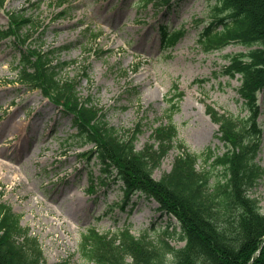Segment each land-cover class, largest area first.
Wrapping results in <instances>:
<instances>
[{
    "label": "rangeland",
    "instance_id": "1",
    "mask_svg": "<svg viewBox=\"0 0 264 264\" xmlns=\"http://www.w3.org/2000/svg\"><path fill=\"white\" fill-rule=\"evenodd\" d=\"M65 1L64 17L55 19L61 10L56 0H5L0 28L6 27L10 12L38 18L45 29L44 43L35 45L43 50L69 46L59 56L70 62L60 78L75 79L78 96H91L121 136L139 126L136 150L151 143L153 130L171 115L175 147L154 170V179L170 171L181 147L193 154L224 152L218 127L204 108L210 105L234 118L247 115L237 94L240 82L222 72L230 56L248 48L230 44L203 52L198 39L220 0H183L160 11L138 8V0ZM161 25L170 32L183 30L182 37L165 48ZM19 49L12 41H0V202L10 206L22 228L37 239L44 261L87 264L79 246L88 228L108 235L128 228L136 237L148 232L152 242L163 238L175 248L183 247L177 221L158 211L153 200L135 194L123 203L122 184L112 180L114 173L108 176L96 159L82 155L91 145L83 147L70 116L39 90L28 91L13 82ZM82 67L88 68V78L81 75ZM174 87L183 97L173 112ZM258 105L262 136L255 162L263 175L249 195L264 214V90ZM210 164L204 157L197 162L199 170L211 172L213 182L222 170Z\"/></svg>",
    "mask_w": 264,
    "mask_h": 264
},
{
    "label": "trees",
    "instance_id": "2",
    "mask_svg": "<svg viewBox=\"0 0 264 264\" xmlns=\"http://www.w3.org/2000/svg\"><path fill=\"white\" fill-rule=\"evenodd\" d=\"M177 1L141 0L140 5L170 8ZM211 17L199 40L205 52L231 43L249 48L231 56L224 69L229 78L239 75L238 94L248 115L236 119L206 106V114L219 127L218 139L225 152L219 156L211 151L196 155L182 148L170 171L158 180L152 177L153 171L173 148L177 133L170 117L166 124L153 130V142L137 151L134 142L139 127L126 137L121 136L108 125L101 109L90 105L89 99L80 100L73 81L59 80L58 69L67 63L51 65V59L63 48L21 55L18 81L41 89L54 104L73 114L77 135L93 145L90 153L106 171H116V179L123 184L124 201L136 193L154 199L162 213L177 220L181 239L185 240L182 248H174L163 238L155 243L146 234L136 238L127 229L109 238L89 229L80 243L86 263L264 264V214L258 201L249 196L263 175L255 159L261 136L257 94L264 89V0H220ZM9 23L6 31H0V38L13 36L23 45L39 30L30 16L20 13L11 14ZM160 31L166 43H174L181 35L168 33L166 28ZM174 98L180 99L182 94L177 92ZM176 109L174 105L173 110ZM203 157L206 163L212 160L210 165L222 170L213 182L210 171L197 168ZM166 255L170 256L169 261ZM0 264H46L37 240L28 236L19 218L2 203Z\"/></svg>",
    "mask_w": 264,
    "mask_h": 264
}]
</instances>
